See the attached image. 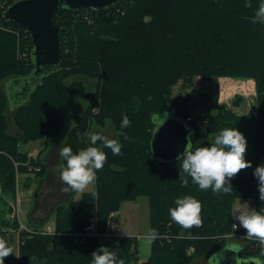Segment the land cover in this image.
<instances>
[{
    "label": "trees",
    "instance_id": "trees-1",
    "mask_svg": "<svg viewBox=\"0 0 264 264\" xmlns=\"http://www.w3.org/2000/svg\"><path fill=\"white\" fill-rule=\"evenodd\" d=\"M245 3L246 0H120L103 10L61 9L53 17L61 29L62 68L48 74L28 101L15 109L12 122L19 136L7 131V99L0 88V185L3 189L0 218L7 206L4 198L15 194L16 173L26 175L24 188H29L35 178L44 174L41 163L37 159L29 161L27 152L20 149L21 144L56 133L64 122L67 101L82 98L88 101L65 143L73 152L91 145L92 141L87 145L84 137L93 124L102 127L107 122L117 131L122 148L120 154H113L102 140L96 141L107 159L96 170L94 190L81 193L78 200L70 199L56 206L55 235H29L26 230L18 229V234L25 237L20 246V264H91L92 253L101 246L116 252L125 264H195L198 257L208 258L226 245L225 236L234 230L232 208L236 199L251 198L255 211L264 212L261 181L254 174L264 164V24L252 21L260 0H251V8L245 7ZM81 11L95 13L94 23L73 24L72 15ZM0 23L20 30L2 15ZM69 25L72 28L66 38L64 31ZM24 38L28 41L29 54L26 61H21L16 57L15 36L0 31V86L6 79L32 71L29 51L32 45L30 38ZM195 75L252 79L257 117H238L218 108L214 116L192 119L189 109L173 105L170 96L179 80L190 82ZM73 76L90 81L73 79ZM158 111H167L192 129L193 151L210 146V134L224 127L236 125L245 133V158L250 166L226 178L232 186L231 192L217 194L211 188L200 190L191 177L184 185L181 178L187 173L181 164L186 152L169 162L153 156L150 140L156 126L151 116ZM122 113L132 121L126 128L121 127ZM193 138L200 142L195 143ZM63 162L66 165L64 158ZM32 165L40 167V171L32 173L33 177L28 172ZM96 191L98 198L93 196ZM187 194L202 201L199 226L185 228L168 211L175 207L177 196ZM138 197L147 198L150 229L158 230L156 238L150 241L147 259L139 261V245L134 236L83 235L79 241L74 236L91 224L101 233L107 232L108 219L119 211L121 203ZM14 220L13 226H18L16 217ZM236 230L247 234L243 226ZM3 234L0 232V237L7 239ZM250 237L240 254L264 259V245L259 238ZM188 248L194 249L192 255H187Z\"/></svg>",
    "mask_w": 264,
    "mask_h": 264
},
{
    "label": "rangeland",
    "instance_id": "rangeland-1",
    "mask_svg": "<svg viewBox=\"0 0 264 264\" xmlns=\"http://www.w3.org/2000/svg\"><path fill=\"white\" fill-rule=\"evenodd\" d=\"M1 3V2H0ZM12 3V0L6 1V6L8 7ZM205 8V7H204ZM212 8V6L210 7ZM213 10V9H212ZM64 14L61 13V16ZM96 17L95 13L90 11H81L77 12V14L72 15L73 24H79L85 22L87 25H91L94 23V18ZM66 25V24H65ZM65 25L62 26L64 30ZM72 25H69L68 28L64 31V35L67 38L69 30L72 28ZM22 29V30H21ZM0 31L9 33L15 36L16 43V57L21 61H26L27 58L22 57L24 50L28 47V41L26 38H29L28 33H24L25 30L20 27V30L12 27L0 24ZM70 38V37H69ZM73 79L82 80L84 82H88L90 80L81 76H73ZM238 79H232L228 77H220L216 78H203L201 75H195L192 77V81L187 82L186 80H179L173 87L171 92V100L172 104L177 107L185 106L189 109L191 118L203 117V116H214L217 114L218 108H222L225 111H229L238 117H251L256 118L257 116V99L255 95H247L244 90H240L238 87L227 90L230 85H238L240 81ZM8 80H4L0 86L1 90H3L5 83ZM92 81V79H91ZM23 89V88H22ZM233 89H237V91H233ZM239 95L240 97H236L234 95ZM237 95V96H238ZM13 102H17L14 100ZM26 102V101H25ZM23 102V104L25 103ZM88 101L86 98L79 99L77 101L69 100L66 102L64 107L65 119L62 126L59 130L46 137L36 139L34 141H28L26 144H21V150L27 151L29 149L38 148L37 152H40V147L43 150V147L46 143L51 141L56 144L58 147L63 145L65 146L66 140L70 131L77 125L78 118L82 115ZM9 110V109H7ZM15 110V109H14ZM13 109H10L7 115V131L12 136H19L20 132L16 129L12 122V117L14 113ZM94 110V109H93ZM92 110V111H93ZM6 111V110H5ZM163 112H161V115ZM231 127L238 128V126L234 125ZM14 129V130H13ZM91 132L99 133L101 136L106 137L107 139H117V131L114 129L113 125L110 122H107L104 126H98L93 124L91 127ZM240 130V129H239ZM244 135L245 133L240 130ZM88 132V131H87ZM18 133L17 135H15ZM218 134L214 132V134H210L208 137V141L214 143L215 135ZM87 145L91 142L90 136L85 135L84 137ZM195 143H199L200 141L197 138H193ZM50 142V143H51ZM34 143V144H32ZM60 148V147H59ZM41 150V151H42ZM15 169L17 171V166L14 164ZM16 176L19 174L16 173ZM33 177L32 174H30ZM23 176H19V186L15 190L14 196L5 197V201L7 202L6 208L3 209V215L0 218V232L5 235V237L9 236V242L13 246V253L11 256L8 255L7 264H20V246L23 241H25V237H22L18 234V229L20 231H25V227H28L30 231L26 230L29 235H33L36 233H40L39 231L46 227L48 224H52L51 214H48V210L51 208L54 200L50 198L51 193L48 192L46 187H55L59 185V180L51 179L50 171L45 173L39 177V179L35 178L37 185L36 189L43 190L45 193H42L37 196L34 191L33 194H28L26 191H23V187L21 186ZM42 178V179H40ZM53 178V177H52ZM58 181V182H56ZM44 183V184H43ZM66 184V183H65ZM258 185V181L255 182ZM31 186V185H30ZM34 186H36L34 184ZM33 187V185H32ZM94 181L91 182L84 190H77L73 195V199L78 200L83 191L93 190ZM30 188V187H29ZM252 188V187H249ZM25 189V188H24ZM46 190V191H45ZM3 189L0 185V196H2ZM17 192H19L20 198V222H18V226H13V222L15 221V205L17 200ZM57 192L54 194L56 196ZM59 195L61 193L59 192ZM52 200V201H51ZM238 200L239 204L242 206L240 208H232V216L235 219L234 223H238V227L241 228L242 224L239 220V216L244 211L255 210L254 201L251 198H238L235 200L234 204ZM233 204V205H234ZM38 212L42 216L40 219L42 220L41 224L35 225L32 217H39ZM46 215V217H45ZM17 218V217H16ZM4 221V223H2ZM22 225V226H21ZM106 231L115 235H124V236H134L137 237L138 240V257L139 261L144 260L148 257L150 252V212H149V204L146 197H138L136 200H125L121 203L119 211L114 214V216L108 219L106 225ZM234 229V228H233ZM237 230H233L232 233L225 236V243L232 244V248L241 249L245 246L246 242L252 239L246 233H236ZM18 236V239L11 238ZM11 239V240H10ZM194 253L193 248H188L187 255H192ZM195 264H214L212 260H208L206 256L198 257L195 261Z\"/></svg>",
    "mask_w": 264,
    "mask_h": 264
},
{
    "label": "clouds",
    "instance_id": "clouds-1",
    "mask_svg": "<svg viewBox=\"0 0 264 264\" xmlns=\"http://www.w3.org/2000/svg\"><path fill=\"white\" fill-rule=\"evenodd\" d=\"M245 7H252L251 0H246ZM252 21L264 24V0H260L258 8ZM168 112H154L151 116L153 124L159 128L168 119ZM121 127H128L132 121L126 113H122ZM90 136L91 145L73 152L70 145H65L61 149V156L66 160V166L60 174V179L65 181L63 191L84 190L91 182L96 179L97 169L103 167L107 159V154L100 147L96 146L97 140H102L104 145L111 148L113 154H120L122 143L117 139H107L99 133L87 132ZM127 139V136H125ZM247 138L235 127H224L215 135L214 143L210 146H202L191 149V144L182 160V169L184 175L181 182L184 185L189 183V177L192 183L198 185L200 190L211 188L214 193L221 191L229 193L232 186L226 178L237 174L241 169L250 166V161L246 160ZM261 181L259 185L261 199L264 200V164L259 165L254 173ZM93 196H99L98 191L93 192ZM235 208L242 207L238 200L233 205ZM202 201L193 195L187 194L175 198V207L168 209L172 219L185 228L192 225L199 226L202 223L201 217ZM239 220L244 228L247 229V235L259 238L260 243L264 245V212L262 211H244L239 216ZM235 227V225H233ZM150 241L158 235L156 228L149 230ZM149 241V242H150ZM13 246L4 237H0V264H5V257L13 253ZM237 264H264V259L260 256L236 257ZM91 264H125V261L118 258L117 253L110 251L107 247L101 248L92 253Z\"/></svg>",
    "mask_w": 264,
    "mask_h": 264
},
{
    "label": "water",
    "instance_id": "water-1",
    "mask_svg": "<svg viewBox=\"0 0 264 264\" xmlns=\"http://www.w3.org/2000/svg\"><path fill=\"white\" fill-rule=\"evenodd\" d=\"M120 0H15L3 11L2 16L30 35V55L32 71L25 76L10 78L4 85L8 109H17L28 101L33 90L50 73L62 68L60 27L53 17L61 10L78 11L83 8L103 10ZM23 88V89H22ZM16 100L17 102H13ZM167 121L155 127L150 148L153 156L163 162L180 158L191 144L192 129L181 119L168 113ZM192 145V144H191ZM241 249L224 245L218 252L208 257L214 264H237L236 257H249L240 254Z\"/></svg>",
    "mask_w": 264,
    "mask_h": 264
},
{
    "label": "crops",
    "instance_id": "crops-1",
    "mask_svg": "<svg viewBox=\"0 0 264 264\" xmlns=\"http://www.w3.org/2000/svg\"><path fill=\"white\" fill-rule=\"evenodd\" d=\"M9 110H7V111H9ZM7 115H8V112H7ZM17 134L18 133H16L15 135H17ZM50 142L51 141H49L48 143L45 144V146L43 147V150L40 147V149H39L40 152H37L38 148H33L32 150L29 149L26 152L27 153H33V154L35 153L36 155H34V157H36V159L41 163V165H42V167L44 169V172L45 173H48L50 171L51 176L53 177V178L51 177V179L52 180L53 179L59 180V185L58 186H55V187H46L45 188L48 192L51 193L50 198L52 200H54L51 208L48 210V213H47V215L48 214H51L50 217H51V220H52V225H54L53 219H54V214H55V208H56V206L59 205V204H65L70 199H73V195L75 194V191L74 190H70L68 192L63 191V186L65 185L66 182L65 181H62L60 179V174L63 171L64 166H66V165L64 164L63 157L61 156L60 153H61V149L64 146L61 145V146H59L60 147L59 148L56 144H54L52 142L50 143ZM32 144H34V143H32ZM23 175L26 177L25 174H20V177L23 176ZM25 177H23L21 186H23V182L25 180ZM40 179H42V178H40ZM56 182H58V181H56ZM34 184L36 186H34ZM38 184H39V182L38 181L36 182V180L34 179V181H32V183H31L30 188H25L24 189V187H23V191H26V193H28V194H33L34 191L36 192V194H39V195H41L42 193H45L43 190L36 189V187H37ZM32 185H33V187H32ZM93 190H94V187H93ZM93 190H90V191H93ZM90 191H83V192H90ZM56 192H57V194H56V196H54V194ZM59 192L61 193V195H59ZM39 195H38V197H39ZM19 200H20V198H19ZM38 216L39 217H32V220H33V222H34L35 225H39L42 222V220L40 219V216H42L40 214V212H38ZM45 217H46V215H45ZM237 225H239V224L237 223ZM41 228H43V227H41ZM8 238H10V237L7 236V239ZM11 238H15V239H18L19 240V237L18 236L11 237ZM9 255L11 256V254H9ZM148 256H149V254H148Z\"/></svg>",
    "mask_w": 264,
    "mask_h": 264
},
{
    "label": "built area",
    "instance_id": "built-area-1",
    "mask_svg": "<svg viewBox=\"0 0 264 264\" xmlns=\"http://www.w3.org/2000/svg\"><path fill=\"white\" fill-rule=\"evenodd\" d=\"M6 1L7 0L2 1L0 3V19H1V15H2L3 11L7 8ZM27 53H28V47H26V49L24 50L23 54L21 55V58L22 57H26ZM237 81H240L238 83V85H233L232 84V85L229 86V88L232 87V86H240L239 89L240 90L241 89L244 90V92L247 95H250V94L251 95H255V84H254V81L252 79L237 80ZM229 88L227 90H230ZM233 91H237V89H233ZM15 165H17V164L15 163ZM32 169H34V168L33 167H29V170H32ZM35 170H38V168H35ZM18 206H19V204L17 203V205H15V212H16L15 216L20 220V208ZM234 225H235V227L233 226V228L236 230L238 228V226L236 224H234ZM41 233L52 236V235L56 234V231L51 226H47L43 231H41ZM83 235H93V236H97L99 238L100 237L107 238V237H111L113 234H108L106 232L101 233L100 230L94 224H91V225H88L87 227H85V229H84V231L82 233H75L74 236L79 241L80 237H83Z\"/></svg>",
    "mask_w": 264,
    "mask_h": 264
},
{
    "label": "bare ground",
    "instance_id": "bare-ground-1",
    "mask_svg": "<svg viewBox=\"0 0 264 264\" xmlns=\"http://www.w3.org/2000/svg\"><path fill=\"white\" fill-rule=\"evenodd\" d=\"M235 87H238V88H239L240 86H232V87H230L229 89H232V88H235Z\"/></svg>",
    "mask_w": 264,
    "mask_h": 264
},
{
    "label": "flooded vegetation",
    "instance_id": "flooded-vegetation-1",
    "mask_svg": "<svg viewBox=\"0 0 264 264\" xmlns=\"http://www.w3.org/2000/svg\"><path fill=\"white\" fill-rule=\"evenodd\" d=\"M39 194H37V196H38Z\"/></svg>",
    "mask_w": 264,
    "mask_h": 264
}]
</instances>
